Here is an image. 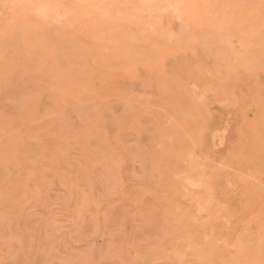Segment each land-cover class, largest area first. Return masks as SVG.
<instances>
[{
    "label": "rangeland",
    "instance_id": "obj_1",
    "mask_svg": "<svg viewBox=\"0 0 264 264\" xmlns=\"http://www.w3.org/2000/svg\"><path fill=\"white\" fill-rule=\"evenodd\" d=\"M0 264H264V0H0Z\"/></svg>",
    "mask_w": 264,
    "mask_h": 264
}]
</instances>
